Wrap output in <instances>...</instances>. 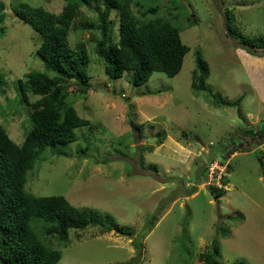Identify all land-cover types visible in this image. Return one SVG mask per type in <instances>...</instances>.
Wrapping results in <instances>:
<instances>
[{"label":"rangeland","instance_id":"374dc122","mask_svg":"<svg viewBox=\"0 0 264 264\" xmlns=\"http://www.w3.org/2000/svg\"><path fill=\"white\" fill-rule=\"evenodd\" d=\"M136 2L156 7L148 18H166L180 29L189 48L180 72L173 78L155 72L140 86L132 85L129 71L110 79L93 51L103 6H81L68 43L87 51L91 88L79 95L75 82H68V101L89 125L76 129L79 139L63 148L67 156L46 153L25 185L34 196H63L87 214L108 216L132 236L87 227L70 230L64 247L55 238L44 241L60 249L58 264H204L199 255L213 241L224 264H264V49L244 48L225 26L230 12L243 36L264 34V0H133L140 17ZM20 3L55 15L65 5L0 0V124L18 145L30 129L31 108L20 104L16 83L32 70H44L36 55L41 36L13 12ZM109 19V38L116 43L114 10ZM197 51L209 68L206 88L230 103L242 98L241 117L236 107L216 106L207 94L192 91ZM36 99L28 94L29 102ZM216 161L228 162L227 188L217 199L203 180L206 167L207 174L211 164L213 172L219 168Z\"/></svg>","mask_w":264,"mask_h":264},{"label":"trees","instance_id":"16d2710c","mask_svg":"<svg viewBox=\"0 0 264 264\" xmlns=\"http://www.w3.org/2000/svg\"><path fill=\"white\" fill-rule=\"evenodd\" d=\"M62 1L65 5L58 15L25 3L13 8L14 14L41 36L36 55L44 70H32L16 83L20 104L31 108L28 114L30 129L25 132L23 142L20 145L13 142L0 124V264H58L62 256L60 249H53L44 239L55 238L64 247L69 243L70 230L97 227L102 234L113 232L132 236L130 229L114 224L108 216L103 219L93 213L87 214L63 196L37 197L25 190L28 172L35 169L44 155L67 156L63 148L79 139L76 129L89 125V121L79 117L68 101V82H75L73 91L79 95L87 94L91 88L86 71L89 64L87 51L82 47L72 48L68 43L69 33L80 15V7L89 6L92 2L103 6L96 27L100 38L93 51L102 63L104 73L112 80L120 78L125 71L132 72L130 82L134 86L145 84L155 72L173 78L180 72L184 56L189 51L181 42L178 27L166 18L147 17L157 13L156 7L145 9L136 2L140 14L136 17L132 10L133 0ZM3 9L0 5V12ZM113 10L119 23L116 43L109 38V18ZM225 16L228 33L244 48L250 51L264 49V34L243 36L234 23V16L230 12ZM2 23L0 15V35L4 31ZM194 24L189 23V27ZM208 75L207 62L198 51L195 52L192 91L207 94L216 106L236 107L237 115L241 117L239 103L242 98L230 103L209 91L206 88ZM0 85H3L1 75ZM28 94L37 99L29 102ZM182 134L187 137L186 132ZM163 140L156 141L161 143ZM87 150L86 146L80 149V153ZM203 173V180H206L207 167ZM221 183L226 186L227 178L223 177ZM208 189L216 199L224 192L213 186H208ZM194 193L193 188L191 194ZM219 228L220 235L226 237L225 228ZM133 246L137 251L134 261H138L140 243L135 241ZM199 260L204 264H224L220 261V248L216 241L199 255ZM230 264L247 263L235 261Z\"/></svg>","mask_w":264,"mask_h":264},{"label":"built area","instance_id":"2783aa9c","mask_svg":"<svg viewBox=\"0 0 264 264\" xmlns=\"http://www.w3.org/2000/svg\"><path fill=\"white\" fill-rule=\"evenodd\" d=\"M216 163H217L219 168L217 170H215L214 172H213V169L211 168L214 163L211 164L210 167H208V174H207V180H206L207 185L216 187L218 189H222V188L225 189V186L222 185L221 180L223 179V177H225V175L227 173L228 162L227 163L226 162L221 163L219 161H216ZM224 169L226 171H224ZM212 180L216 181V182L212 183Z\"/></svg>","mask_w":264,"mask_h":264},{"label":"clouds","instance_id":"9594fccd","mask_svg":"<svg viewBox=\"0 0 264 264\" xmlns=\"http://www.w3.org/2000/svg\"><path fill=\"white\" fill-rule=\"evenodd\" d=\"M226 188H227V185L225 186V189H223V188H222V189H223V190H226Z\"/></svg>","mask_w":264,"mask_h":264}]
</instances>
